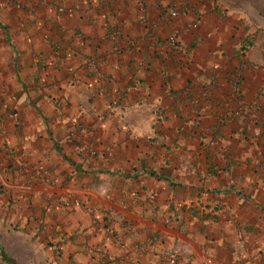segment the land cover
I'll return each mask as SVG.
<instances>
[{
    "label": "crops",
    "instance_id": "obj_1",
    "mask_svg": "<svg viewBox=\"0 0 264 264\" xmlns=\"http://www.w3.org/2000/svg\"><path fill=\"white\" fill-rule=\"evenodd\" d=\"M0 264H264V0H0Z\"/></svg>",
    "mask_w": 264,
    "mask_h": 264
},
{
    "label": "built area",
    "instance_id": "obj_2",
    "mask_svg": "<svg viewBox=\"0 0 264 264\" xmlns=\"http://www.w3.org/2000/svg\"><path fill=\"white\" fill-rule=\"evenodd\" d=\"M172 42H175V38H172ZM166 258L169 262L175 263L177 260V251H171L166 255Z\"/></svg>",
    "mask_w": 264,
    "mask_h": 264
},
{
    "label": "trees",
    "instance_id": "obj_3",
    "mask_svg": "<svg viewBox=\"0 0 264 264\" xmlns=\"http://www.w3.org/2000/svg\"><path fill=\"white\" fill-rule=\"evenodd\" d=\"M175 38V37H174Z\"/></svg>",
    "mask_w": 264,
    "mask_h": 264
}]
</instances>
